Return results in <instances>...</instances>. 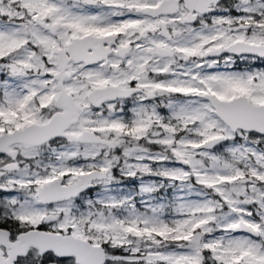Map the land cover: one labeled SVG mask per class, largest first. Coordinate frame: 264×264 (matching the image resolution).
<instances>
[{
  "label": "snow or ice",
  "instance_id": "1",
  "mask_svg": "<svg viewBox=\"0 0 264 264\" xmlns=\"http://www.w3.org/2000/svg\"><path fill=\"white\" fill-rule=\"evenodd\" d=\"M0 264H264V0H0Z\"/></svg>",
  "mask_w": 264,
  "mask_h": 264
}]
</instances>
